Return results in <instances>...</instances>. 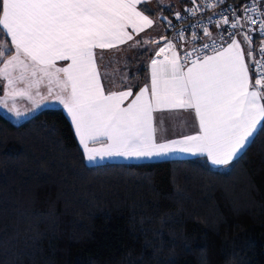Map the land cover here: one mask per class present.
I'll return each instance as SVG.
<instances>
[{"label":"trees","instance_id":"trees-1","mask_svg":"<svg viewBox=\"0 0 264 264\" xmlns=\"http://www.w3.org/2000/svg\"><path fill=\"white\" fill-rule=\"evenodd\" d=\"M159 11L169 38L176 9ZM0 44L8 57L2 30ZM0 264H264V132L221 168L89 165L61 108L19 123L0 112Z\"/></svg>","mask_w":264,"mask_h":264},{"label":"snow or ice","instance_id":"snow-or-ice-1","mask_svg":"<svg viewBox=\"0 0 264 264\" xmlns=\"http://www.w3.org/2000/svg\"><path fill=\"white\" fill-rule=\"evenodd\" d=\"M147 2L0 0V30L11 38L15 49L0 69V76L7 80L0 104L19 117L22 113L14 103L9 107L7 100L27 96L38 106L31 90L39 89L46 80L47 96L39 91L36 95L40 102L51 98L63 106L89 161L97 157L150 159L179 152L206 156L213 165H229L254 143L258 131L264 132V55L253 60L257 78L252 84L249 65L236 39L220 50L214 48L211 56L196 55L193 59V53H187L183 60L169 41L156 53L164 59L151 61L150 90L147 86L140 89L125 106L133 92L129 89L105 94L96 50L132 40L128 29L138 34L151 27L153 20L137 10V5ZM176 15L179 19V13ZM222 23H229L227 17ZM238 26L239 20L231 25L233 29ZM259 30L264 33V19L260 20ZM204 34L210 35L207 28ZM180 35L183 38V33ZM244 40L251 43L248 35ZM4 47L0 44V57L5 56ZM166 51L170 55H165ZM248 55L251 57V52ZM57 61L68 64L58 67ZM186 65H190L187 70ZM17 70L19 75L14 76ZM18 82L27 86L18 89ZM165 109L194 110L199 131L157 142L153 113ZM96 144L101 147H90Z\"/></svg>","mask_w":264,"mask_h":264},{"label":"crops","instance_id":"crops-1","mask_svg":"<svg viewBox=\"0 0 264 264\" xmlns=\"http://www.w3.org/2000/svg\"><path fill=\"white\" fill-rule=\"evenodd\" d=\"M198 0H190V4H193L197 2ZM188 4V5H190ZM186 1L185 0H149L147 3H142L140 5H137V10L142 11L145 15L149 17V19H152L154 16L157 17L159 20L165 19V14L160 12V9H176V11L186 7ZM175 11V12H176ZM128 31L132 34L133 39L128 40L124 43L118 44L116 47L109 48V49H97V64H98V70L101 74V84L104 87L105 94H107L110 91H127L131 89L133 92V96L129 97L125 101V106L131 102L132 99H134L135 95L138 94L140 89L144 88L147 86L150 90L151 88V61L153 59L156 60H163L164 56H157L156 53L159 51L160 48L164 47L166 48L168 42L170 41L169 38L166 36V41L158 44L157 47L152 46L149 48H140L138 49L136 43V37L137 33L132 32L131 29H128ZM162 32V30H161ZM210 35L206 36L203 34L205 38H210L213 35H215V30L211 29L208 31ZM142 33V32H141ZM161 34V33H160ZM160 34L156 36L155 39L161 37ZM10 42L11 38L8 36ZM153 43H154V40ZM236 39L241 46V49L244 51L245 54V62L250 65V62L248 60V55L247 51L248 48L245 44V40L243 36L234 38ZM186 42H182L179 44L178 48H176V52L178 56L182 59L183 55V50L190 46L189 39H186ZM232 40V39H231ZM231 40L227 41L222 47H220L217 50H220L224 47H227L229 43H231ZM151 42V41H150ZM171 42V41H170ZM155 44V43H154ZM13 51L9 55H13L15 53V49L12 46ZM143 51L146 55L145 62H141L140 65L138 64L134 65V68L129 69L128 66V54L129 52H134V51ZM150 50H153L150 55L148 53ZM123 54V55H122ZM214 54V51L207 54L208 56H211ZM118 55H122V57L125 58V66L121 67L120 69H113L112 64L110 60L112 58H117ZM165 55H170V52L166 51ZM142 58L144 55H140ZM102 57V58H101ZM194 59V58H193ZM68 62L67 61H57V66L58 67H65L67 66ZM145 66V70H142V66ZM130 65V64H129ZM190 65L185 66V70H187V67ZM249 72H250V83L254 84V78L251 74L250 67H249ZM123 74V76H122ZM134 74V77L132 76ZM45 82H47L45 80ZM42 84V83H41ZM27 85H22L21 89L25 88ZM19 89V88H18ZM33 93V98L38 102V106H35L33 104L32 100H26L25 98L27 96H16L15 99H11V102L15 103V107L22 113L19 117H26L23 118L24 120L30 117L31 115L35 114L38 110L41 108L47 107V102L44 100L43 102H40V97L36 95V92L39 91L40 95H42V86L40 85L39 89L33 88L32 90ZM43 96H47L46 91L43 93ZM23 100V103L20 106H17V102ZM264 102V101H262ZM34 106V107H33ZM56 107H59L62 109L64 112L65 116L70 122V118L68 117L66 110L63 108L62 105L58 104ZM18 116L15 115L14 112H11V120L13 122L18 121L19 119ZM71 124V122H70ZM72 126V125H71ZM153 126L156 129L155 131V137L157 142H164L168 140H175V139H181L184 136L187 135H193L196 134L199 131V125H198V119L196 118L195 112L192 109H172V110H159L153 113ZM73 129V126H72ZM74 132V130H73ZM76 137V136H75ZM77 142L84 154L83 147L79 143L78 137H76ZM90 147H101L100 144L96 145H90ZM244 150V149H243ZM242 150V151H243ZM241 151V152H242ZM240 152V153H241ZM239 153V154H240ZM238 154V155H239ZM85 155V154H84ZM237 155V156H238ZM194 157H204L208 163L213 167V168H221L224 167L222 165H213L211 161L207 159L206 156H201V155H191V154H185V153H172L167 157H153V158H124V157H104L101 159L100 157H97L93 161H89L86 157L84 158L87 159V164L93 165V164H100L104 162H142V161H156V160H164V159H172V158H194Z\"/></svg>","mask_w":264,"mask_h":264},{"label":"built area","instance_id":"built-area-1","mask_svg":"<svg viewBox=\"0 0 264 264\" xmlns=\"http://www.w3.org/2000/svg\"><path fill=\"white\" fill-rule=\"evenodd\" d=\"M252 8H255L256 11L247 10ZM189 9H194V13L188 11ZM177 13H179V19ZM225 17L229 21L228 24L222 23ZM245 17H251V20H246ZM261 19H264V0H198L176 11L172 18L167 19L166 29L175 48L178 46L174 39H189L191 44L183 50L182 59L187 53H193L192 58H195L196 55H207L213 52L214 48L217 50L227 41L242 36L244 32L250 36L251 42L254 41V43L252 42L253 60H260L264 55L261 52V48L264 47V33L259 30ZM237 20H239V26L233 29L231 25ZM217 22H219V26ZM204 28H207L208 31L213 28L215 35L205 38L203 36ZM181 33H183V38H181ZM193 34L196 39H193ZM206 44L209 47L204 48ZM253 60L249 67L255 82L257 75L253 70Z\"/></svg>","mask_w":264,"mask_h":264},{"label":"rangeland","instance_id":"rangeland-1","mask_svg":"<svg viewBox=\"0 0 264 264\" xmlns=\"http://www.w3.org/2000/svg\"><path fill=\"white\" fill-rule=\"evenodd\" d=\"M151 20H153L152 26L145 28L144 31L142 33L141 32L138 33L137 37L135 38L136 39V43L135 44L137 45L138 49L152 47L153 45L150 42V40L155 39L156 36L161 33V29L163 30L162 24L159 23V20L157 19V17L154 16ZM122 55H120V56L118 55L117 58H112L110 60L113 69H120L121 67L125 66L124 65L125 64L124 63L125 62V58L122 57ZM8 57H0V69H2L4 67L3 61L5 59H7ZM128 58H129V63H130V65L128 64L129 69H132V68H134V65L138 64V66H139L141 62H145L146 55L144 54V57L142 58L140 56L139 51L136 50L134 52H129ZM13 75L14 76L19 75V70L14 72ZM122 76H123V74H122ZM22 85H26V84L18 82L16 84V87L21 89ZM6 86H7V80L4 79L2 76H0V101H2L4 99ZM41 86H42V95H43V93L45 91H46V94H47V82L44 81L41 84ZM32 95H33V93H32ZM25 99L29 100L28 97H26ZM46 102H47V105H46L47 107H56L59 104L57 101H55V100H53L51 98L46 99ZM13 103L14 102H11V99L7 100V105L9 107H11L13 105ZM22 103H23V100L18 101L17 102V106H20ZM0 112L5 117H7L8 119L11 120V112L8 111V108L4 107L3 104H0ZM23 118H26V117L25 116L24 117H19V119H17L18 121H15V123L16 122L19 123V122L23 121L24 120ZM83 156H85V155L83 154ZM84 160H85V163L88 162L86 158H84Z\"/></svg>","mask_w":264,"mask_h":264},{"label":"water","instance_id":"water-1","mask_svg":"<svg viewBox=\"0 0 264 264\" xmlns=\"http://www.w3.org/2000/svg\"><path fill=\"white\" fill-rule=\"evenodd\" d=\"M246 34L243 32L242 33V36H243V38H244V36H245ZM166 41V36L164 35V36H162V37H159V38H157V39H155L154 40V43L155 44H161V43H163V42H165ZM247 44L249 45V48H250V50H249V52H251V57H249V55H248V60H249V62L251 63L252 62V60H253V51H252V49H251V47H252V42L251 43H248L247 42ZM248 52V53H249Z\"/></svg>","mask_w":264,"mask_h":264}]
</instances>
